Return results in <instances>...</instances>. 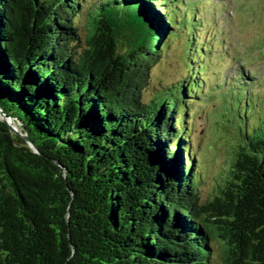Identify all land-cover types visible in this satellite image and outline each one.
<instances>
[{
	"label": "trees",
	"instance_id": "1",
	"mask_svg": "<svg viewBox=\"0 0 264 264\" xmlns=\"http://www.w3.org/2000/svg\"><path fill=\"white\" fill-rule=\"evenodd\" d=\"M183 2L0 0V264H264V118L202 201L204 65L146 99L172 37L201 53Z\"/></svg>",
	"mask_w": 264,
	"mask_h": 264
},
{
	"label": "rangeland",
	"instance_id": "2",
	"mask_svg": "<svg viewBox=\"0 0 264 264\" xmlns=\"http://www.w3.org/2000/svg\"><path fill=\"white\" fill-rule=\"evenodd\" d=\"M101 1L90 0L96 4ZM185 1L181 7L190 15L189 27L202 38L201 53L193 50V66L186 45L190 35L179 32L172 37L166 54L152 71L145 94L149 100L161 84L183 80L188 72L204 65L205 92L203 100L199 98L193 106L196 119L191 134L203 171L204 183L199 190L203 201L212 197L214 187L236 157L240 131L245 127L240 111L255 118L251 122L264 118V0ZM86 21L85 11L80 25ZM241 72L249 76L246 83L255 79L251 89L240 86ZM221 253L220 245L214 242L211 264H225Z\"/></svg>",
	"mask_w": 264,
	"mask_h": 264
}]
</instances>
